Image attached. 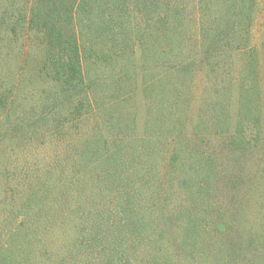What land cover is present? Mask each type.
Returning a JSON list of instances; mask_svg holds the SVG:
<instances>
[{
    "label": "rangeland",
    "instance_id": "374dc122",
    "mask_svg": "<svg viewBox=\"0 0 264 264\" xmlns=\"http://www.w3.org/2000/svg\"><path fill=\"white\" fill-rule=\"evenodd\" d=\"M42 1L0 0V98L19 103L9 121L0 108V264H264V0L75 9L81 45L107 57L78 112L44 72V36L30 24ZM225 15L232 48L179 79L181 55L200 53L201 17L216 28ZM239 121L250 149L231 143ZM176 149L191 163L214 156L218 181L181 184Z\"/></svg>",
    "mask_w": 264,
    "mask_h": 264
},
{
    "label": "trees",
    "instance_id": "16d2710c",
    "mask_svg": "<svg viewBox=\"0 0 264 264\" xmlns=\"http://www.w3.org/2000/svg\"><path fill=\"white\" fill-rule=\"evenodd\" d=\"M236 2L237 0H232L230 4L232 9L236 6ZM99 4L100 7H102V5L105 4L104 0H43L40 5L33 7L30 20L31 28H37L44 36L46 43V63L44 72L48 81L50 80L53 84L52 90H50L53 91L54 94L61 96L58 99L65 98V101H71L74 97H78L73 106L77 112L82 111V109L86 108V105L90 106L91 104L89 90L93 89V86H95L94 81L90 76L93 62H98L107 57L103 53H96L97 50L90 45H81L76 31L72 29L74 10L78 9L79 13H86L87 15V13L90 12V9L95 7L98 8ZM230 21L229 15H225L218 27L210 28V26L208 27V22L201 17L200 28L203 40L201 46L197 47L200 53H193L188 57L181 55V58H179V64L176 67V76L179 79L186 80L189 79L188 77L192 74L194 75V73H191V68L196 66L197 63L202 60L210 59L214 50L221 48L219 51L222 52L230 47L232 48V39H230V35L228 36V34L230 33V29L234 28V24L233 20ZM102 29L104 33L108 31L112 32L111 29L106 27H103ZM199 59L200 61H198ZM247 86L249 87H245L244 89L242 104L244 103L246 106L250 107V110H252L250 93L254 90V86L252 84ZM155 87H158L157 84H155L153 88ZM221 93L222 92L218 90V96H221ZM51 95L52 92L49 96L51 100H53ZM179 96L180 94L176 95V101H178ZM11 100V97L5 99H2V97L0 98V108L3 107V110H6L5 121H9L11 117L13 119V117L16 116L15 112L19 107L17 101L11 102ZM70 104L72 103L70 102ZM250 110L244 116L245 118H243L242 115L240 120L245 121L247 118L246 116L253 117L254 113ZM220 112L221 110L214 109L213 119L219 118ZM244 121H239L237 128L232 132L233 138L231 143L235 147L237 146V148H247L249 146L248 149H250L253 145H248V143L253 140L249 141L247 138V122ZM251 130L252 134H255L252 136H254L256 140L261 138L262 134L260 126L256 125L254 128H251ZM179 154L180 152L176 149L175 152L171 154L170 161L172 167L181 173V184H188L192 179L199 188L201 187L203 190H207L211 188L213 180L218 181L217 169H219L220 164L217 163L214 156H207L205 153L198 151L194 153L196 157L195 162L191 163L188 159L180 157ZM113 158L114 157H108L107 162H114L115 160ZM186 170H192V173L186 175L187 173L184 172ZM220 174L221 173L218 172V177ZM237 177L239 176L237 175ZM222 227H226V225H223Z\"/></svg>",
    "mask_w": 264,
    "mask_h": 264
}]
</instances>
